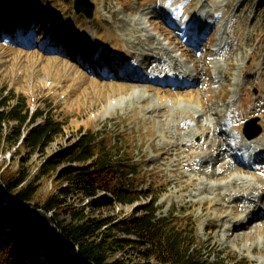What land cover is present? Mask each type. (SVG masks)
<instances>
[{
	"label": "rangeland",
	"instance_id": "obj_1",
	"mask_svg": "<svg viewBox=\"0 0 264 264\" xmlns=\"http://www.w3.org/2000/svg\"><path fill=\"white\" fill-rule=\"evenodd\" d=\"M93 1L90 20L75 11L74 0H0L3 96L24 94L31 109L40 107L65 123L64 132L46 146L18 143L2 150L0 164L36 173L89 129L101 130L112 142L134 147L132 161L145 180L138 185L146 195L125 204L107 201L110 193L99 191L68 195L69 201L93 216L125 217L156 191L160 215L173 208L180 215L182 206L191 205L187 214L197 216L204 252L236 253L244 264H264V219L241 228L247 224L242 196L264 205V158L254 163L264 154V0ZM26 7L31 12H23ZM11 18L27 21L18 23L20 31L8 29L15 24ZM201 18L208 29L214 24L204 39ZM184 24L193 26L194 37L180 31ZM193 39L196 46L188 44ZM74 42L110 64L84 67L64 54ZM132 63L136 75L122 76ZM138 74L146 78L139 82L150 81L153 89L134 87ZM259 127L262 132L249 140ZM234 156L248 172H231ZM67 159L54 162L36 198L67 185L59 172L77 164ZM251 187L259 193L252 194ZM103 201L108 203L94 210L90 205ZM46 216L51 222L52 213Z\"/></svg>",
	"mask_w": 264,
	"mask_h": 264
},
{
	"label": "trees",
	"instance_id": "obj_2",
	"mask_svg": "<svg viewBox=\"0 0 264 264\" xmlns=\"http://www.w3.org/2000/svg\"><path fill=\"white\" fill-rule=\"evenodd\" d=\"M26 126L30 128L24 133ZM64 130L60 117L47 115L40 107L31 109L26 95L3 96L0 90V152L18 143L31 149L46 146ZM61 157L77 162L59 172L67 185L36 198L43 177ZM133 158L131 144L112 142L110 135L91 128L72 146L46 160L36 173L22 167L12 172L9 165L6 169L0 164V264L245 263L236 253L204 252L207 247L197 230V216L187 214L191 205L182 206L180 215H175L174 208L170 214L160 215L156 191L151 192L150 201L125 217L93 216L85 206L67 199L68 195L86 197L107 191L111 195L107 201L143 200L146 194L138 182H145L144 175ZM107 203L90 205H95L94 210Z\"/></svg>",
	"mask_w": 264,
	"mask_h": 264
},
{
	"label": "bare ground",
	"instance_id": "obj_3",
	"mask_svg": "<svg viewBox=\"0 0 264 264\" xmlns=\"http://www.w3.org/2000/svg\"><path fill=\"white\" fill-rule=\"evenodd\" d=\"M200 22H201L200 29L203 30V33L201 34V38L204 39L208 35L207 32L210 31V33H211V29H212V27H213L214 24H212V26H211L210 29H208V27H207L208 26L207 25L208 23H207V20L205 18L204 19L201 18L200 19ZM28 32H29V29H27L26 34ZM190 43H195V41H191ZM197 47L200 50H202L203 44H202L201 41L198 43V46ZM152 72H155V71L153 70ZM185 75L189 76V72H187V70L185 71ZM136 78H138V79H135L134 78V80H136V81H134L132 83L134 85V87H141V86H144L145 85V86L148 87V89H153L152 85H150V83H151L150 81L149 82H146V83H140L139 82V81H141L143 79H146L144 77V75L138 74L136 76ZM181 83L183 84V81ZM210 110H212V108ZM181 126L184 127L183 125H181ZM208 128H209V126H208ZM259 148H260V144L259 145L256 144L255 145V149H259ZM234 163L236 164V166L231 170V172H241L242 170L244 172H248L247 169H246L245 164H243L240 161V159H238L236 156H234ZM220 177L223 178L224 177V174L220 175ZM243 190L246 191V188H243ZM250 191H251L252 194H258L259 193V189L256 188V187H251ZM262 192L264 193V189L262 190ZM236 200H238V199L235 198L234 201H236ZM241 201L247 203V205L244 206V208L242 209V212L244 214H247L246 217H244V219H243V221L246 222L247 224L245 226H242V227L240 226L241 228L246 227V226H249L250 224H253V223H257L258 221H261V220L264 219V214L260 216V213H259L262 210H264V205H261V203L258 202V201H256V200H251V198L248 197V196H246V195H243L242 196ZM261 201H264V200H261ZM236 202L239 203V201H236ZM226 221H229V220H226ZM238 222H239V220H237L236 222L234 221V227H237V229H238Z\"/></svg>",
	"mask_w": 264,
	"mask_h": 264
},
{
	"label": "water",
	"instance_id": "obj_4",
	"mask_svg": "<svg viewBox=\"0 0 264 264\" xmlns=\"http://www.w3.org/2000/svg\"><path fill=\"white\" fill-rule=\"evenodd\" d=\"M74 9L77 13L84 14L88 19H93L96 11V3L93 0H74ZM255 122V119L249 121ZM262 129L259 127L258 130L254 133V135H250V138L257 136Z\"/></svg>",
	"mask_w": 264,
	"mask_h": 264
}]
</instances>
